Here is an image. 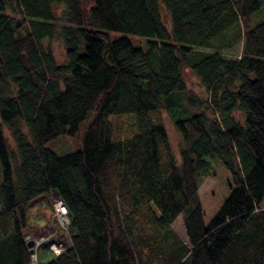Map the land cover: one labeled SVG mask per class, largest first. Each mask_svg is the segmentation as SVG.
Listing matches in <instances>:
<instances>
[{"label": "trees", "instance_id": "trees-1", "mask_svg": "<svg viewBox=\"0 0 264 264\" xmlns=\"http://www.w3.org/2000/svg\"><path fill=\"white\" fill-rule=\"evenodd\" d=\"M158 1L0 0V264H264V0H160L168 26ZM52 195L66 242L33 262L26 208Z\"/></svg>", "mask_w": 264, "mask_h": 264}, {"label": "rangeland", "instance_id": "rangeland-1", "mask_svg": "<svg viewBox=\"0 0 264 264\" xmlns=\"http://www.w3.org/2000/svg\"><path fill=\"white\" fill-rule=\"evenodd\" d=\"M158 4H159L158 11L160 12L162 22L166 26H168L164 5L160 0L158 1ZM263 18H264V9L258 11L257 13H254L251 16V20L253 21V23H256L257 21ZM130 38L133 41H138L136 40L137 37L131 36ZM140 40L143 41V39L141 38ZM51 47L53 54L55 56L54 58H56L58 61H62L64 58V51L61 42L58 39H54L51 43ZM239 49L240 46L237 45L236 47H234L232 52L238 53ZM183 76L185 82H187L186 84L189 90H191L192 93H194L200 99H203L206 94L203 91V89L198 85L196 79L191 74H189L187 70L184 71ZM234 118L238 122L241 121V117L236 113L234 115ZM120 120L122 122L121 128L124 131H127L129 129V124H131L132 122L131 118L125 116ZM163 123H164L163 126H165L166 128L170 140L174 157L177 161L178 159L177 152L180 145L179 134L176 131H174L168 119L166 118L165 113H163ZM83 126L84 125L80 126L78 132L74 136H60L55 140L49 141L45 145V147L52 150L57 155H64L79 150L81 148ZM132 128H133V124H132ZM4 135L8 139V142H10L9 135L7 134L6 130H4ZM210 183H211V178L209 177L203 180L202 184L198 186L199 188L197 190V198H200L203 195V193L209 187ZM55 200H56L55 195H52L50 196L49 202L45 199H39L26 208V221L29 226L28 237H30V239L34 241V245L32 248L35 255L37 256L38 262L40 263H44L50 260L52 256L56 255L53 251H51L48 248L49 245L51 246V244H56V245L60 244L62 249L63 245H65L66 242L65 239L66 234H65L64 226L60 225V223L52 215L54 214L52 211V205ZM259 205L262 208H264V198L261 204ZM172 230L174 231L176 236L180 239V241L186 243L185 232L182 225V216H179L177 219H175L174 223L172 224ZM45 244L47 246H45Z\"/></svg>", "mask_w": 264, "mask_h": 264}, {"label": "built area", "instance_id": "built-area-1", "mask_svg": "<svg viewBox=\"0 0 264 264\" xmlns=\"http://www.w3.org/2000/svg\"><path fill=\"white\" fill-rule=\"evenodd\" d=\"M52 211L54 214L53 217L60 223V225L66 226V224L68 223L67 219H66V208L64 207L63 204H61V202L56 199L52 205ZM51 251H53L56 255L59 254V252L63 249H61V245H56V244H51V246L49 245L48 247ZM35 253L33 251L32 256L30 257L32 259L33 262L36 261L35 258Z\"/></svg>", "mask_w": 264, "mask_h": 264}, {"label": "water", "instance_id": "water-1", "mask_svg": "<svg viewBox=\"0 0 264 264\" xmlns=\"http://www.w3.org/2000/svg\"><path fill=\"white\" fill-rule=\"evenodd\" d=\"M33 245H34V241L30 239V237L26 238V246L29 249V253H33Z\"/></svg>", "mask_w": 264, "mask_h": 264}]
</instances>
